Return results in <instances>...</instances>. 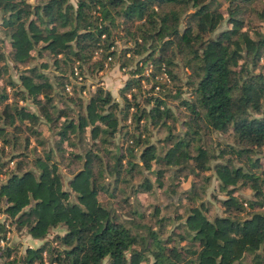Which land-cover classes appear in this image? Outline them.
<instances>
[{
  "label": "trees",
  "instance_id": "obj_1",
  "mask_svg": "<svg viewBox=\"0 0 264 264\" xmlns=\"http://www.w3.org/2000/svg\"><path fill=\"white\" fill-rule=\"evenodd\" d=\"M0 11V214L34 238L63 228L18 258L6 242L0 264H44V250L55 264H264V0H0ZM119 37L132 43L120 54ZM115 58L130 74L122 100L101 84L84 98L85 73ZM161 66L174 92L155 79ZM153 126L166 128L155 141ZM211 130L230 140L208 143ZM212 175L224 196L210 215Z\"/></svg>",
  "mask_w": 264,
  "mask_h": 264
},
{
  "label": "rangeland",
  "instance_id": "obj_2",
  "mask_svg": "<svg viewBox=\"0 0 264 264\" xmlns=\"http://www.w3.org/2000/svg\"><path fill=\"white\" fill-rule=\"evenodd\" d=\"M30 1H34V0H30ZM72 2H75L76 0H71ZM218 8L220 9V11L222 12L223 15H226V10H225V3L221 4L218 6ZM0 21H1V11H0ZM261 27L264 29V21H260ZM225 26V24H222L221 27ZM121 34V33H119ZM116 49L118 54H120L121 48L122 46H131V41L130 42H124L122 38H117L116 39ZM4 44V43H2ZM3 48H5L4 45ZM5 49H8V47L6 46ZM129 54V52L127 53V55ZM93 58H95V56H93ZM137 58V57H136ZM178 61V58L176 59ZM120 59H114L113 61L108 62L105 66L104 69L97 71L96 75H85L83 76L84 79L83 81H86V88L83 90V92L81 91V94L83 95L84 98L87 99L88 95L90 94V92H92L95 89V86L97 84H101L104 88L108 89L111 94L119 101L122 100L121 98V93H120V88L123 86L126 78L130 75L127 71H126V67L125 68H121L119 66L120 64ZM135 63V60H133L132 63H130L127 68L133 67ZM180 63V62H179ZM23 66V65H21ZM45 70H48L45 69ZM176 72L178 73L179 76V81H177V83H181L185 80V70L184 68H181V65H177L175 67ZM146 72V71H145ZM11 73L13 75V78L18 80V69L15 68H11ZM79 80V81H77ZM75 81L82 82V79H79L78 77L75 79ZM142 81V86L144 88L149 89V86L151 84V80H146L145 78L141 80ZM174 81L170 82L168 85H166V87H168L169 85H171V92H174L175 90V85H174ZM182 90L183 92L181 93L182 96H187L188 95V91L186 90V87L184 84H182ZM9 87H7L8 90ZM69 89H71V85L69 87ZM68 89V91H69ZM10 91V89H9ZM11 92V91H10ZM71 92V90L69 91V93ZM143 93L140 94L139 98L140 100H143ZM142 97V98H141ZM179 102V99H167V104L169 107H171V109L174 112V116H175V121H174V126H175V131H180L183 130L185 128V125L183 124V120L185 119L186 115H185V110L184 108L180 107L179 105H177V103ZM32 107V105H30ZM132 110V109H131ZM257 114V113H255ZM171 122L172 119H170ZM44 129V136H48L50 141L52 142V136L50 134V132L48 133V130L42 126ZM166 133V128H160L157 129L156 126H153L151 128V134L149 136L150 140L155 141L156 139H158L159 137H162L164 134ZM204 138H206L208 141V143L210 144H216L217 141H221V142H225V141H229V136L226 133H221L220 131H216V130H211L209 131V134H204L203 135ZM31 144H33L34 142V138L32 137L31 139ZM8 149L6 148V151ZM217 150V149H216ZM263 152H264V148H263ZM32 153H30L31 155ZM3 159L7 158V155L2 156ZM9 167H13L14 163L13 161H9L8 162ZM62 171H65L64 168H62ZM5 174L4 173H0V178H4ZM192 180V176L191 175H184L181 176L180 179L177 181L179 184L180 188H185L188 187L190 182ZM236 192H238V194H240L242 197H249L251 194V190L249 188H243V189H238ZM220 197L222 198L224 196V193L218 190L217 187V179L215 177V175H212V178L210 180V184L207 188V195L206 198L209 199L210 204H209V210L207 211L208 214L213 215L215 213H222L223 210V206L222 204H220L214 197ZM103 200H105L106 196L102 193L100 196ZM139 198L141 200V202L147 204H151L152 202H155L157 200H161V195H155V194H150V193H140L139 194ZM0 221L5 222L6 226L8 227L7 232H6V237L5 239H0V246H3V244H5L6 242L8 244H12L14 246V249L12 250L10 257H17L24 254V251L27 247H35L38 246L40 244L43 243L44 240L47 239H52L54 234L57 232H63V228L58 226L56 228H52L50 230V232L47 234V237L45 238H34L32 237L27 231L25 227H17L15 226L13 223H10V219L6 218L4 214H0ZM54 243V242H53ZM43 258H44V264H55L53 262H48V253L47 250H44L43 252ZM21 264V263H20ZM36 264V263H35Z\"/></svg>",
  "mask_w": 264,
  "mask_h": 264
},
{
  "label": "built area",
  "instance_id": "obj_3",
  "mask_svg": "<svg viewBox=\"0 0 264 264\" xmlns=\"http://www.w3.org/2000/svg\"><path fill=\"white\" fill-rule=\"evenodd\" d=\"M101 49H98L96 52H95V55L94 56H96L98 53H99V51H100ZM110 59H112V57H111V55H109L108 57H107V60H110ZM123 68H125V67H123ZM151 69H152V65L151 64H147L146 65V67H145V70H144V74H146V75H149L150 74V72H151ZM146 71V72H145ZM74 76H75V78H79V79H82V76L79 74V70H78V68L76 67V66H74V70H73V73H72ZM155 79L156 80H158L159 82H161V83H163L164 85H165V87H166V85H168L170 82H171V78H170V76H169V74H168V72L166 71V69H165V67L164 66H161V70H160V72L158 73V74H156L155 75ZM77 81H79V80H77ZM159 82H157L155 85H154V92H157V90H160V89H162V90H165V87H163ZM153 84V81L151 80V84H150V86ZM70 83H66V85H65V89L68 91V89H69V87H70ZM149 86V87H150ZM132 89H134V87L132 88ZM71 89H69V91H70ZM68 91V92H69ZM127 96H130V92H127ZM132 109V108H131Z\"/></svg>",
  "mask_w": 264,
  "mask_h": 264
}]
</instances>
